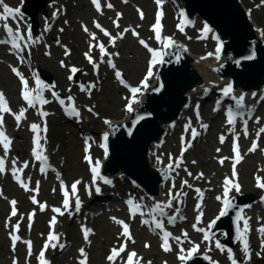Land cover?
I'll use <instances>...</instances> for the list:
<instances>
[{
    "label": "snow or ice",
    "instance_id": "snow-or-ice-1",
    "mask_svg": "<svg viewBox=\"0 0 264 264\" xmlns=\"http://www.w3.org/2000/svg\"><path fill=\"white\" fill-rule=\"evenodd\" d=\"M125 2H127V0H125ZM92 3L95 5V7H96V9L98 11L101 10L100 0H92ZM156 3H157V5H161L163 3V0H156ZM261 5H264V0H261ZM261 5H257V7H260ZM107 7L108 8H112L113 5L111 3H108ZM0 9H2V11H0V21L4 22L2 27L5 29V31L7 33V36H8V39H0V44H10L11 45V49L15 50V54H17L18 59L21 61V63H23L24 62V57L22 55H20V54L25 51V47H23L21 45V43L19 42V41L24 39V35L21 34L20 30H19L20 21L23 19V13L21 11V8L20 7L13 8V7L7 5L6 3H4V0H0ZM162 15H163L162 12L157 14L156 23L153 26V31L155 32V38H156L157 41H161V39H162V37H161V23H160V19H161ZM182 15H183V13H182ZM119 16H120V14L118 13L117 17L119 18ZM140 16L143 19V13L142 12H140ZM9 19H12L13 21H16L17 27H16L15 30L7 23V21ZM113 23L115 24L116 27H119V24H118L117 21H113ZM95 27L97 29H99L105 36L110 38V42L113 44V46L115 45L116 39L122 38V36H123V33H118L117 36L113 37L112 34L109 33L106 29H104L99 23H95ZM83 30L86 33H89V35H90V37H91V39L93 41L97 40L96 34L89 32V29L86 26L83 28ZM61 31H63V29H61ZM127 31H128V29L124 30V32H127ZM180 31L181 32L184 31L183 27H180ZM204 31L207 32V31H210V29L207 26H205ZM133 35H138V33H136L133 30ZM27 36H28V39L32 38L31 26L30 25H28ZM166 39H167V45L168 46H171L174 43L170 37L166 38ZM33 42H35V41H33ZM140 43L145 48H147L149 52L152 53V55H153V59L151 61L152 65H155L156 63H162L163 62L162 61V54L160 52L154 51L152 48L149 47V45L144 40H140ZM93 47H99V51H100V54H101V59H100L101 63L105 62L104 57H106V56L110 57V54L107 52V50L105 48V45L103 43L90 44V49L93 48ZM219 51H220V49H217V52H219ZM68 54H70V53L66 50L65 51V55H68ZM112 55H119V54L115 53V54H112ZM209 55H212V54L210 53ZM85 56L88 59L89 63L92 64L94 70L98 71L99 64L93 59L91 54L90 53H85ZM246 58L247 59H252V58H254V55L246 57ZM177 59H179V56H177ZM107 62L110 64V66L113 69H116L115 63H112L110 58H109V60ZM61 65L65 66L63 61H61ZM10 67H11L12 72L20 79V81L22 83V93H21L22 94V99L26 102V104L30 108H35V107H37V104H39L40 105V111L38 112V114L42 118L47 117L49 115V113L46 112V111H43V105L50 103V101L47 100L46 98H44V96L42 94V92L46 89L47 86L44 85V82L39 78V76H36L35 83H36L37 87L35 89H29V81L25 78V76L21 73V71L18 68L13 67L11 65H10ZM78 71H80V69L76 68L75 66L71 67L70 68V72L73 75H70L69 79L72 80L73 76ZM152 75H153L152 68L149 67L148 73H147V77L142 82V87L143 88L147 87V79L149 77H151ZM115 76L120 81L121 84H123L125 87H129V85L125 82V79H124L122 73L119 70L115 71ZM80 87H81V91H85V92H88L90 94V89L95 88L96 84L93 83V84H90L88 86L81 85ZM141 90H142L141 87H130V91L132 93V102L133 103H138L137 94L140 93ZM222 92H223V95L225 97L230 96V94L232 92V86L229 84L226 88L222 89ZM253 95H255V94H253ZM52 96L55 97V99L61 104V106L64 108V110H65V112H66V114L68 116H70V117H72V116L80 117V112L75 106V102H74L73 97H71V96L67 97V101L71 102V103H66V101L64 99H61V97H60L58 92L53 91L52 92ZM231 98L233 100L237 101V104H236L237 108L243 109L245 107L243 105V103H242L243 100H244V96L243 95H241L239 98H237L235 96H232ZM218 104H219V101H218ZM197 108H198V106H197ZM126 109H127L128 112H133L134 111L131 103L126 105ZM27 110H28V108H21L18 113L14 112L11 109L10 105H9V102H8V100L6 98V94L3 91H0V145L3 146V150H4V153H5V156H0V174H3V173L6 172V159H5V157H6L7 153L9 152L10 146L12 144L11 138L6 134V131L4 130V114L5 113H9V114L13 115L14 119L16 121V125H17V127H19L21 121L23 119H26V115L25 114H26ZM87 110L89 112H92L93 108L89 107ZM238 114L239 113H237L235 115H238ZM227 115H228L227 123L229 125H234V123H235V115H234L233 109L231 107L228 108ZM197 118L199 119V113L198 112H197ZM141 119H144V117L143 116L137 117L136 122L138 123L139 120H141ZM105 123H110V121L106 120ZM247 123H248L247 120H244V134H245V136L248 134L247 133ZM257 123H259V118H257ZM201 127L203 129L207 130L208 125L207 124H202ZM188 128H191V124L190 123H189V125L186 126V130ZM30 129L35 134V136H34L33 156L35 157V159L37 161H40L42 163V165L46 164L47 157L42 154L41 135H40L41 125L33 123V124L30 125ZM47 130H48L47 129V124H46V121H45V124H44V127H43L42 131L43 132H47ZM259 132L260 133H264V127L260 128ZM198 135H199V133L194 128H192L191 129V140H194ZM257 135H259V133ZM104 139L107 140V133L104 134ZM191 140H189L187 142V144H186V147H184L182 149L181 156L178 158V162H176V164H175V166L177 168L180 166V163L183 162V152L187 151L188 148H191V146H192ZM224 141H225V137L222 135L220 137V142L223 144ZM256 149H257V143L253 142V144H252L251 148L249 149V151L250 152H254V151H256ZM217 151H220V150L217 149ZM234 151H235V163H239L240 160L242 159V157L240 156L238 145L234 146ZM88 159H89V163H92L91 159L90 158H88ZM158 159H159V157H158ZM170 160H171V157H170ZM219 162L221 164H223L224 163V159H221ZM193 163H196V162L193 161ZM11 164H12V167H11L10 171H11V174L13 175V177L16 179V181L20 184V186L22 188H24L26 191L30 190L28 182H26L25 179L22 177L23 169L28 168L29 167V163L27 161H25L21 167H17L16 166L17 165V160L13 159L11 161ZM98 168H99V164L97 162V166L92 168V172L95 174L94 175V179H95L96 176H99ZM167 168L168 169H172L173 168V163L170 162L167 165ZM40 170H41V172H44L45 171V167L42 166ZM188 175L191 176L192 173L189 172ZM232 175H233V177H235L237 175L236 170H235V164L233 165V173H232ZM202 176H203V173H201L197 177V179H199ZM28 180H30V178H28ZM257 181H258V187L261 188V189H264V182H261L259 177H257ZM104 182L107 183V184L111 183V181L106 179V178H105ZM61 183H62V186H63V182H61ZM78 183H79V181H77V182H75V183H73L71 185V194H76L77 193V184ZM183 184L184 185H188V187H192L191 185L188 184L187 180L183 181ZM224 185H225V190H224V193H223V197H220V196L217 197V200H222V204H223V207H222L221 211L219 212V215L216 217L217 220L219 218L223 217V216H226L228 214L229 210L231 208L235 207V205L233 204V201L228 198L229 197V192L232 189H234L235 192L239 193L240 190H241L239 183L238 182H234V180L231 179V178H226L225 181H224ZM64 188H65V190L63 191V196H64L63 207H64V209H67L70 212L71 211V205H70V202H69L70 201V192H69L67 186H64ZM32 191H36V192L39 191V182H37V187L35 189H32ZM96 191L99 192L100 189L97 187ZM196 191H197V193H200L201 196H202V193H201L200 189H196ZM89 194H91V192H89ZM169 195H170L169 201H167L166 203L165 202H157L154 205L153 209L149 213H147V215L150 216L151 219H144L142 221V223H144L145 225H152V226H154V229H158V230H160L162 232V245H161V247H162L163 251H165V252L172 251V247H171V245L169 243L170 238H173L172 237V233H170V232L165 230L163 220L162 219H158L157 216L155 215V213H159V216L161 218L167 217L168 223H170V224H174L175 223L176 216H174V215L173 216H168V214L165 211L166 208H171L173 206L172 205V200L175 199V196H172L171 193H169ZM177 195H179V194H177ZM185 195H186V193H185ZM31 200H32L33 203H39L36 200L35 196H32ZM128 204L131 206L133 217H135V215L137 213H139L141 216L145 215V213L143 211H141V205L140 204L135 203L133 200H129ZM16 205H17V201L12 200L11 201V206H12V208H11V216H16L17 215ZM75 206H76V211H79L80 200H79L78 195L76 197ZM40 207H41V210H44L45 205L41 204ZM53 211L58 213L59 215H64V211H62L61 208H54ZM198 211H199V206H198ZM32 215L34 216L35 213H33ZM200 216L201 217L203 216V212L202 211H200ZM29 219H31V217ZM112 219L117 224L122 226L121 236L124 238L123 242L118 247H113L110 250V254L107 257V260L109 261V264H117V259L121 256L122 253L126 252V248H127L128 242L131 241L132 243H135V241H134V239H133V237H132V235L130 233L129 225L127 223H125L123 220H118L115 217H113ZM240 220L244 221L243 222V232H241V229L239 227V221ZM198 222H199V217H198ZM50 223H51L52 226H55V224L57 223V220H56L55 216L52 218ZM215 223H216V220H213L211 222V224L209 225V227H213L215 225ZM29 227H31V225H29ZM193 227L195 228L196 231L204 233L203 239L205 241H210V239H211L210 235L204 228H198V227H196V225H193ZM19 229H20V224L19 223L14 225L15 232H19ZM248 231H249L248 220L238 214L237 215V232L240 233L239 236H238V239L243 241V252H244L245 256L248 259H250L251 258V252H250L249 242H248V240L246 239V236H245V234ZM259 231L261 233H264V227L259 229ZM90 232H91L90 229H87V228L83 229L84 239L86 241L88 240ZM225 235H227V234H225ZM183 236L187 237V233L184 232ZM10 237H11V240H12L13 251H15L16 243H17V241H19L21 239V237L19 235L14 234V233H10ZM174 239L176 241H178V242L181 241V237H174ZM59 240H60L59 236L57 234H55L54 232L49 234V236L47 237V241L45 242V244L43 246V249L39 253V257H38L39 264H50V262L45 259V252L48 250L49 247L56 248L57 246H59L60 248H63L64 244L59 243ZM23 242L27 245L28 255L31 256L32 247H33L32 246V241L26 240V241H23ZM148 246L149 245H147V244L145 245V247H148ZM215 247L217 249H220L221 251H225V246L222 245L219 240L215 241ZM262 247H264V241H262ZM198 249H199V245H194L190 250H188V253H187L186 256L181 254V255H179L178 258L180 260H182V261L191 259L193 254H195L198 251ZM79 251H80L81 257H83V259L80 260L79 264H87V261H88L87 253L85 252V250L83 248H81ZM180 251H181V253H183L185 250L183 249V247H181ZM227 252L229 254V259L231 260V264H240L238 259L232 254V249H227ZM257 255H259V253H257ZM134 257H137V253L135 251L127 253V259L124 261V264H133V258ZM14 264H16L15 261H14Z\"/></svg>",
    "mask_w": 264,
    "mask_h": 264
},
{
    "label": "rangeland",
    "instance_id": "rangeland-1",
    "mask_svg": "<svg viewBox=\"0 0 264 264\" xmlns=\"http://www.w3.org/2000/svg\"><path fill=\"white\" fill-rule=\"evenodd\" d=\"M54 1H61V4H66L69 6L71 9L70 14L67 13V15L62 17V20L59 24V26H62L66 21L68 23L71 22L70 18H73V25L67 30L65 34L58 35L56 38L61 39L64 41V43L67 46H70L73 49V55L66 56L65 62L70 63L71 61H74L78 65L81 66L83 71H86L87 69L86 65L82 62V56L81 54L83 51L86 49L87 46V34L83 33L81 28H80V21H86L87 19L91 21V17L94 16L93 12H88V5L85 0H79L78 7L74 8L71 7L72 2L74 0H54ZM244 4L250 8H253L254 5H259L261 0H244ZM133 5L131 7H128L127 10H130L132 13L138 12V5H142V7L145 9V11L149 14L150 11H153V6L148 2L147 0H133ZM61 9H63V5L60 6ZM51 11V10H50ZM253 22L257 23L259 28L264 32V7L260 9H254L253 8ZM51 18V16H50ZM44 20V18H43ZM135 21H137L136 18H134ZM174 32V34L178 37L177 33L175 32V28L171 29V33ZM96 34L100 36V33L98 30H96ZM194 34V31H189L186 33L187 36H192ZM183 41V39H181ZM191 38L190 43H189V49H191L195 54H197L198 50H201L204 48L203 45H198L197 42H194ZM96 41L90 40V44H96ZM215 46V44H214ZM123 54L124 58L121 61V65L123 68L126 70V72L133 78V82L136 83L137 80L140 78V76L143 74L144 71H146V66H145V57L148 58V56L143 55L142 51L137 47L136 43L128 40L123 44ZM202 53V52H200ZM76 56V57H75ZM54 57L60 58L61 57V51H56L54 54ZM77 58V59H76ZM76 60V61H75ZM43 65L45 67L47 66H52L55 70L58 72H61L60 69L57 66V63L48 59L45 60ZM135 65L139 66V69L133 68ZM2 66L0 65V68ZM57 71L51 70L50 72L52 73H57ZM147 72V71H146ZM65 73V72H62ZM1 80L3 81H8L12 80V86H16V81L9 75L8 71H5L4 69L1 70ZM213 75L217 76L215 72H213ZM60 77V82H64V76L61 75ZM68 87V88H67ZM66 91H71V92H77V88L72 86V85H66L65 86ZM200 96V95H199ZM197 96V98L199 97ZM115 98V101L113 99ZM196 98V99H197ZM195 100V99H193ZM122 101H121V93L117 92L112 86L111 82L106 83L105 90L103 94H101L97 99L93 101V104L97 107L99 110L100 114L102 117H109L111 120H117L120 121L122 118L125 116L124 113L125 111H122L126 107L122 109ZM131 104H134L131 102ZM99 122V121H98ZM59 125L61 123H58ZM181 126L183 125V122L180 124ZM61 127V126H60ZM63 129V137L62 139L58 138L55 141L61 140L63 144L62 149H61V156H66L67 158L63 160V158H60V161L63 160L67 164L65 171L67 174V177L69 179H74L76 177H82L85 174V170L83 168V164L81 161L82 157V152H81V147L80 144H78L77 138L73 135L70 134V131L66 127H61ZM56 129L54 128V131ZM220 129H217L215 134L220 133ZM19 140H22V132L19 133ZM174 145V144H173ZM172 144L170 145L171 147L173 146ZM206 145H209L210 147L208 148L207 151H204L207 154V159H205L202 156V150L200 151H195L193 152L192 156L199 158L200 160V165L198 167H201V171H207V173L213 174L214 172L212 171V167L208 168V162L213 164L217 163V160L215 159L214 162H212L210 159L214 154H212V151L210 152L209 149L213 150L214 152V147L217 149V137L213 135L208 143ZM206 149V148H205ZM254 161H257V157H253ZM253 160H249L248 163L243 167V179L246 182L247 187L251 186V179L248 177L246 174L247 171L250 169V166L252 165ZM254 170V167H253ZM53 193V191H51ZM6 198L4 197L0 201V240L3 242H6L5 237H4V231L2 229V220L6 221L7 220V213H8V205L5 200ZM98 227L100 229H111L114 231V233H117L118 228L115 224L113 223H108L107 220H100L98 222ZM45 233V230L43 232H38L36 230L34 232L35 236H39V238L43 237V234ZM115 239V237H114ZM7 243V242H6ZM112 241H107V239L104 237L102 232L99 233V236L95 239V247L93 249V259L95 260L96 264H106L104 260V256L108 253V247L112 245ZM144 245V243H143ZM156 248V249H155ZM143 252L145 256L149 259H153L155 256L158 255V249L157 246H152V249L146 250L143 248ZM74 256V255H73ZM0 258L5 261L6 263H9V260L6 258V255H0ZM70 258L65 261V264H69Z\"/></svg>",
    "mask_w": 264,
    "mask_h": 264
},
{
    "label": "water",
    "instance_id": "water-1",
    "mask_svg": "<svg viewBox=\"0 0 264 264\" xmlns=\"http://www.w3.org/2000/svg\"><path fill=\"white\" fill-rule=\"evenodd\" d=\"M33 4L34 1L39 2L37 11H42L45 13V5L48 3V0H30ZM188 5L189 14L191 16H196L197 14L202 15L207 19L214 28H216L222 35L223 40H227V32L225 30L224 19L226 18L227 22L235 23L238 25L243 38H248L249 41L244 44L242 41L235 42L234 45L227 44L226 53L229 51L233 52V58L239 59L247 50L249 49L250 42L257 39L256 35L252 32L246 16L242 9L240 8L237 0H185ZM227 7L230 10V14H224V9ZM37 12L34 11L32 17L36 18ZM237 32V31H236ZM235 33V32H233ZM252 50V49H251ZM250 51V50H249ZM258 51L261 52L262 56L264 55V48L261 46L260 42L258 43ZM248 52V51H247ZM177 51H174L170 57L168 64V69H165L162 72V75L167 70H170L173 73V70L179 67V63L182 65L179 68L184 69V74L180 81L172 86L169 89H164L163 93L160 90L159 93H154L148 97L145 113L149 115L150 120L139 124L136 128L132 137L126 138L127 135H130L129 132L124 133L121 139L120 147L117 149L115 147L114 141H112V157L111 160L116 157L114 164L121 162L123 171H129L133 167H137L139 170L142 166L146 165L145 151L147 146L153 142L158 141L159 136L164 134L165 126L169 123H172L176 120L177 116L180 114L181 109L187 102L188 92L202 85L203 82L201 78L195 72L193 67L195 61L191 58L185 57L182 60L177 59ZM180 61V62H179ZM228 67L225 71V75L231 76L236 87H240L245 90L258 89L264 85V70L260 75V79L253 83H243L240 81V77L243 75H248L252 72H258L261 66H264L263 58L258 59L257 61L244 62L242 64L243 69L238 66L236 61H229L227 63ZM187 70V73H186ZM160 82L158 83V85ZM162 93V94H161ZM161 94V95H160ZM160 98H156L159 96ZM158 101V102H155ZM151 114L154 115L151 118ZM164 116V117H163ZM158 129H156L157 127ZM154 127V128H153ZM161 130V131H160ZM133 161H136L134 163ZM135 170V171H137ZM134 172V171H133ZM133 176L142 184H144L143 178L141 175L136 173Z\"/></svg>",
    "mask_w": 264,
    "mask_h": 264
},
{
    "label": "bare ground",
    "instance_id": "bare-ground-1",
    "mask_svg": "<svg viewBox=\"0 0 264 264\" xmlns=\"http://www.w3.org/2000/svg\"><path fill=\"white\" fill-rule=\"evenodd\" d=\"M223 12L226 15L230 14V10L227 7H225ZM224 25H225V30H226L227 35H228V37H227L228 44L234 45L235 42H239V41H242L244 44H246L249 41L248 38H243L242 39V36L240 35V34H242V32L240 31V29H239L237 24L231 23V22H227L226 18H225L224 19ZM253 26H254L256 32L261 37L264 36V33L260 29L256 28L255 25H253ZM233 32H235V33H233ZM255 35L257 36V34H255ZM175 42L176 43H181L180 40H176ZM182 45L186 47V45L184 43H182ZM217 49H219V48H217ZM253 50H254V58H256V59L264 58L260 51H257L255 49H253ZM246 51H249V49L247 48ZM186 53L189 56H192V57H195V58L198 59V64L194 63L193 67L202 77H204V80L206 81V86L213 82L216 85V88H218V87H220L221 84L224 83L223 80H220V79L217 78V76L213 75V72H214L213 68L217 64V61H215V59H219V56H218L219 52H217V50H216V52L212 53V55H209V54L206 53V54H202V55L198 56L195 53H193L192 50L186 51ZM193 54H195V55H193ZM192 60L194 61V59H192ZM181 65H182V63L180 62L179 63V67ZM179 67L177 66V68H175L173 70V73L170 70H167L166 72L163 73V75L161 74L159 79H158L160 84L158 85L156 90H159V91L161 90L162 93H163L164 89H169L172 86H174L177 83V81H180V79H182V77H184L183 76V74H184L183 70L184 69L179 68ZM133 68L139 69V66L135 65ZM164 70H165V68H162L160 70H157V72H161V71H164ZM263 70H264V66H261L259 68L258 72H252V73H250L248 75H243L242 77H240V81L243 82V83H253V82H255V81L260 79V75H261ZM186 73H187V70H186ZM230 78H231V76L227 77V79H228L227 82L230 80ZM206 86L201 88V89L199 88L197 90V92H194V91L190 90L188 92L189 100H192L193 96H195L197 98V96L202 95V93L205 91V89L208 88ZM143 91H144V89L141 90L139 95L137 94L138 96H140L139 99H137L138 102L143 99V97H141ZM160 95L156 96V98H160ZM113 101H115V98L113 99ZM155 102H158V101H155ZM135 105H136V103H135ZM145 105H146V103H145ZM145 105L143 107L141 106V109L138 112V114L134 118H132L131 120L129 118V115H130L129 112L127 114H125L123 121H126L129 124L130 127H135V126H137L139 124H142V123H145V122L149 121L150 117H149V115H147L145 113V110H146V106ZM139 116H143L144 119L139 120V122L137 123L136 120H137V117H139ZM209 120H210V117H208L206 119V122L208 123ZM224 125L225 124H222L221 122H218L217 124H214V128L218 129V128L223 127ZM130 127H124L122 125H118V126H116V129L113 130L114 131V135L111 137V139H112V141H114L115 147H117V149L120 147L122 136L124 135V133H126L128 131L127 129H130ZM169 131H171V128H169ZM154 143L155 142H153L150 146L149 145L147 146L145 152L147 153L148 156L145 155V159L147 161H149V159H150V161H151V162L149 161L150 165L152 164L154 167H158V165H155L152 162V157L156 153V150H155L156 148L154 146ZM209 147H210L209 145H206L205 146L206 149H203V151H207ZM209 151L210 152L212 151V154L216 153V151L213 152V150H211V149H209ZM223 152L225 153V151H223ZM115 159H116V157L113 160H115ZM211 161L214 162V158L213 157L211 158ZM133 162L136 163V161H133ZM109 166L110 167L114 166L113 161L110 163ZM208 167H212V163L211 162H208ZM221 168L222 167L219 166L218 164H216V167H213L212 171L214 172L213 173L214 179H217V176L222 173L223 170ZM225 169H226V167H225ZM135 170H137V167H133L129 171L132 172V171H135ZM121 173H123V172H121ZM142 174L146 175V172L142 171ZM127 175H129V174H127ZM216 181L218 182L219 179H217ZM234 203H238V200H235Z\"/></svg>",
    "mask_w": 264,
    "mask_h": 264
}]
</instances>
